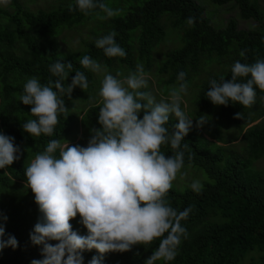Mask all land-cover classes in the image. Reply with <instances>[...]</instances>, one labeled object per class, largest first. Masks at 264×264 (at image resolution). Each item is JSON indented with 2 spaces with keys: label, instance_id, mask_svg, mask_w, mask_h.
<instances>
[{
  "label": "trees",
  "instance_id": "1",
  "mask_svg": "<svg viewBox=\"0 0 264 264\" xmlns=\"http://www.w3.org/2000/svg\"><path fill=\"white\" fill-rule=\"evenodd\" d=\"M52 1L66 3L48 11L38 10L34 13L15 5L11 15L1 13L6 23L0 25V95L6 102L0 118V133L13 137L14 145L20 150V158L1 169V186L9 182L28 184L25 159H34L51 140H59L64 144L71 138L75 115L70 111L81 94L89 91L92 82L88 68L81 65L80 59L89 56L96 62L106 65L110 63L111 57L106 56L103 49L93 43L87 44L77 58L57 54L55 36L59 30L79 24L87 18L89 12L100 9L97 7L85 14L76 7V0ZM212 3L219 6L232 3L238 17L252 20L255 26L249 30H238L233 21H228L222 29L215 30L203 16V9L192 0H145L140 6L129 9L124 16L111 18L110 28L103 34L104 37L113 31L116 33V43L126 52L118 60L130 66L127 38L129 33L136 32L138 52L144 55L148 65L152 48L163 37L160 17L167 14L172 27H183L181 46L169 52L157 70L159 75L165 77L167 84L184 83L190 73L196 71L203 58L209 59L215 55L221 59L226 54L232 55V65L224 74H211L198 87L195 107L206 113L216 108L219 119L238 129L239 142L243 144L246 156L225 154V144L219 146L192 128L181 141L179 149H173L170 142L161 146V152L166 156L183 151V165L200 168L212 183L201 186L199 193L193 189L182 192L172 188L169 190L165 199L171 207L178 212L191 208L189 215L180 220L181 226L187 230V238L181 237L173 260L161 259L154 264H238L247 251H264V175L250 169L252 161L264 159V91L256 88L255 102L247 107L232 101L227 106L214 105L206 96L211 80L220 82L222 76L226 81L231 79V68L235 62L253 64L258 59H264V16L257 4L249 0H212ZM190 17L195 19L193 25L187 23ZM241 52H244L243 56ZM57 61L72 62L73 65L68 79L64 81L65 86L71 83L75 72L79 71L86 76L88 88L82 90L77 86L71 97L66 93L61 96L68 112L59 115V123L51 136H32L22 127L27 120L17 118L18 113L34 118L30 113L31 106L22 104L19 107L12 99L13 95H23L24 88H16L8 84L6 79L9 72L16 71L36 77L41 84L46 85L49 80L54 82L59 79L50 72V66ZM180 72L186 74L183 81L178 79ZM247 79L250 76L238 77L237 82H246ZM100 107L102 105L93 103L85 109L84 117L89 120L92 129L101 128L98 122ZM245 109L256 110L257 118H234ZM142 117L143 113L140 114ZM258 119L260 121L257 124L249 126ZM176 123V117L170 115L165 125L169 135L175 131ZM185 143L188 144L187 149L183 147ZM55 155L59 157V149ZM3 217L0 212V224L5 228L3 239L6 241L9 236H13L18 246L15 249L5 247L0 251V264H31L33 260L43 259V246L33 244L30 239L35 225L29 223L23 215L8 220ZM167 236L168 232H165L148 244L132 246L129 251L105 253L101 264H145ZM49 243L55 245L58 242ZM100 255L95 249L85 250L82 253L83 264H89L93 256ZM248 264H264V255Z\"/></svg>",
  "mask_w": 264,
  "mask_h": 264
},
{
  "label": "clouds",
  "instance_id": "2",
  "mask_svg": "<svg viewBox=\"0 0 264 264\" xmlns=\"http://www.w3.org/2000/svg\"><path fill=\"white\" fill-rule=\"evenodd\" d=\"M76 7L85 14L98 7L107 17L116 16L119 11L100 0H76ZM194 22L191 17L187 20L189 25ZM115 36L111 32L98 39L96 46L108 57H124L126 52L116 43ZM80 63L93 71L100 70V65L89 56H83ZM72 68V62L57 61L50 66V72L59 77L56 81L49 80L45 85L36 77L27 80L20 101L31 106L30 113L36 119L23 124L25 132L32 136H51L59 123V115L68 112L61 96L66 93L71 97L77 86L82 90L88 88L86 76L79 71L70 84L64 85ZM231 73L230 80L222 76L220 82L210 81L207 98L214 105L227 106L232 101L251 106L256 88L264 91V59L253 64L237 61ZM185 75L180 72L178 79L183 81ZM249 76L246 82H237L238 77ZM146 87L142 65L125 81L105 75L99 93L103 99L98 119L101 128L92 129L87 146H69L68 142L62 145L59 140H51L25 169L28 187L41 213L30 239L33 244L43 246L44 257L31 264H83L82 253L92 249L101 255L93 256L89 264H101L103 254L129 251L132 246L148 244L165 232L168 236L145 264L175 258L181 237L187 238V230L180 220L189 215L191 208L178 212L165 199L183 167L184 152L166 156L161 146L170 142L173 149H179L193 126L192 118L180 107L187 84L181 83L171 90L170 102L159 103L151 93L139 91ZM170 115L178 120L171 135L165 126ZM234 118L242 119V113ZM205 122L201 116L197 126ZM183 147L187 149L188 144ZM58 149L59 157L55 155ZM19 151L13 137L0 133V169L18 160ZM191 187L197 193L201 191L198 181ZM78 215L87 229L86 236L72 230L70 221ZM4 235L5 228L0 224V251L5 247L15 249L18 246L15 237L9 236L5 241ZM49 241L58 243L53 245Z\"/></svg>",
  "mask_w": 264,
  "mask_h": 264
},
{
  "label": "rangeland",
  "instance_id": "3",
  "mask_svg": "<svg viewBox=\"0 0 264 264\" xmlns=\"http://www.w3.org/2000/svg\"><path fill=\"white\" fill-rule=\"evenodd\" d=\"M145 0H103L114 10H119L118 15L107 17L101 10H93L88 13L87 18L79 24L73 25L69 28H61L55 36L58 51L57 54L61 57H79L89 43L96 44V41L103 37L110 28V19L114 17L124 16L129 9L140 6ZM203 9V16L207 19L209 25L215 29H222L228 21H233L238 30H249L255 26L252 20H242L238 17L237 10L232 3L225 5H216L212 0H192ZM257 4L259 11L264 16V0H249ZM66 1H52V0H0V25L5 24V18L1 13L11 15L14 12V6L18 5L21 8L29 11L36 12L38 10L48 11L56 8L58 5L65 4ZM101 17H104L103 19ZM167 14H162L160 17V25L163 29V37L158 44H156L148 58V65H146L144 55L138 52L137 33L132 32L128 34L127 45L129 49L130 66L120 63L118 58L111 57L108 65L103 62H97L100 65L99 71H93L88 68L92 82L89 91L83 92L81 97L73 103L70 113L75 115V123L73 127L72 136L67 140L69 146H84L86 147L88 141L92 136V127L89 120L84 117L85 109L88 105L93 103L103 105V99L100 96V89L102 81L107 74H111L121 81H125L130 73L137 71V66L142 65L143 71L146 74L147 87L141 88L139 91L149 92L155 98V102L161 101L170 102V93L173 88H178L179 83H165V77L159 75L157 70L161 63L166 58L167 54L181 46V35L183 27H172ZM171 19V18H170ZM47 39L49 36L46 37ZM232 48V46L230 47ZM229 48V49H230ZM229 51V50H228ZM232 55L226 54L221 59L215 55H211L209 59L203 58L198 65L196 71L190 73L188 79L184 82L187 84V93L182 94L180 103L181 110L192 118V129L202 133L206 138L219 146L225 144V154L232 153L246 156L243 144L239 142V130L229 125L225 120L219 119L217 109L214 108L211 112L206 113L198 111L195 107V99L198 87L208 79L211 74H224L232 65L230 58ZM119 73V75H117ZM32 77L22 75L16 71L8 73L7 83L22 89L28 79ZM127 87V84H125ZM129 91H132L129 89ZM12 99L19 107L22 106L19 95H13ZM6 99L0 95V118L3 115L4 103ZM258 109H261L258 106ZM256 110L249 111L245 109L242 112L243 119L257 118ZM201 116H204L206 122L202 126H197V121ZM20 120L36 119L29 116L17 114ZM264 118V116H263ZM260 121L256 120L249 126L255 125ZM176 122L178 120L176 118ZM222 143V144H221ZM66 144V143H64ZM62 144V145H64ZM32 159L28 157L25 159V165L30 164ZM250 169L264 175V159H258L251 162ZM1 175V169H0ZM198 181L201 186L204 184H211L212 180L209 179L205 173L198 167L191 165H183L180 172L177 174L176 179L172 182V189L177 192H182L185 189H192L193 182ZM0 212L6 219H14L23 215L29 223L35 225L41 218L38 206L35 203L34 194L28 187V184L9 182L8 184L0 185ZM72 230L76 231L79 235L86 236L87 229L80 223L79 215L70 221ZM110 253V252H109ZM264 255V251L251 249L245 253L238 264H248L249 262H256V260ZM157 259L156 261H160Z\"/></svg>",
  "mask_w": 264,
  "mask_h": 264
}]
</instances>
